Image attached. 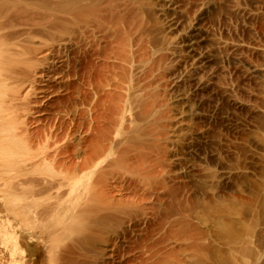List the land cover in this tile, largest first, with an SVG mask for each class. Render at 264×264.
<instances>
[{"label":"rangeland","instance_id":"rangeland-1","mask_svg":"<svg viewBox=\"0 0 264 264\" xmlns=\"http://www.w3.org/2000/svg\"><path fill=\"white\" fill-rule=\"evenodd\" d=\"M0 41L31 53L33 65L16 66V82H6L15 91L24 70L21 83L28 75L35 87L29 113L13 115L29 133L16 124L17 134L31 141L24 174L46 184L20 210L32 223L26 229L6 207V192L26 177L0 180V264H47L41 230L52 216L68 206L86 225V211L105 205L103 184L116 179L127 186L115 200L126 202L111 213L176 208L172 219H180L184 200L183 215L205 235V264H264V0H0ZM31 185L42 188L17 187ZM135 193L149 195L140 207L130 204ZM13 231L15 253L2 241ZM191 254L176 260L192 264Z\"/></svg>","mask_w":264,"mask_h":264},{"label":"bare ground","instance_id":"bare-ground-1","mask_svg":"<svg viewBox=\"0 0 264 264\" xmlns=\"http://www.w3.org/2000/svg\"><path fill=\"white\" fill-rule=\"evenodd\" d=\"M5 45L6 44H4L0 41V180H4V179L9 180L10 179L11 181L12 180L14 181V179L17 180L18 178H21V177L22 178L23 177L28 178V175L30 174V173L28 175H25L27 173L24 174V168L26 166L28 167V165H30L29 161L32 158V155H31L32 150L30 149V143H29L30 140H28V138H30V137L25 136L26 134L25 135L23 134L24 136H20L19 132H18V134L16 132V129L18 127L17 125L21 124L20 127L22 129L20 127L19 128L22 131H24L25 133H28L27 124L24 125V122L19 123L17 118L14 117L13 114L16 111L17 112L16 114L19 115V113H18L19 110L27 111V104H29V102L27 103V96H29V94H30V90L32 88V85H31L30 79H28V78H30V76H28V75H27V80L21 83V79L26 78V75L25 74L23 75V73L25 72L24 70H22L23 72L19 71V72H22L21 73L22 78L19 79V84L15 86V91L11 86V84L14 82L11 83V82H6V81L11 80V79H13L15 81V76L20 75L17 73V71H18L16 69L17 67L20 66L21 68L28 69L27 67H29V66L31 67L33 64L32 63H31L32 65L28 64L29 58L27 56L31 54L29 51L27 53L26 52L22 53V52L16 50L15 49L16 47L13 49L11 46L9 47V46H7V45L5 46ZM28 73L30 74V72H28ZM23 76H25V77H23ZM34 82H35V80L32 81V84H34ZM21 88H22V90H21ZM34 88H32L31 91H33ZM30 112H31V110H30ZM25 113L28 114L29 112L27 111ZM21 116H24V115H21ZM15 118H16V120H15ZM95 132H97V131H95ZM28 135H29V133H28ZM49 137H50V135H49ZM49 137H47V139ZM90 137H92V136H90ZM54 138H55V136H54ZM92 140H94V139H92ZM54 141H55V139H54ZM39 143H36V144H39ZM54 144H53V146L57 145V144L56 145H54ZM39 145H41V144H39ZM33 146H31V147H33ZM39 147H41V146H39ZM104 147H105V145H104ZM54 148H56V147H54ZM58 149H60V148H58ZM103 149L105 150V148H103ZM33 150H34V148H33ZM73 154H75V153H73ZM63 155L66 156L65 158L67 159V161L71 160V152L66 151L65 154H63ZM35 157L36 156H34L33 158H35ZM94 157H95L94 153L88 154V157H86L85 160L83 159L84 161H81V163L79 162L80 163L78 166L79 168L75 167L74 169H69V168L68 169L70 171H72V173H75V172H73V170L74 171H77L78 169H79V171L87 170L89 168V164L92 163ZM44 160H45V156H44ZM56 161H57V159H56ZM51 162H52V160H51ZM70 162L72 163V160ZM63 164H66L65 161ZM101 164L99 165V167L101 166ZM47 166L45 169L46 170L45 173H48L47 172L48 167L51 168V165H49L48 167ZM19 167H23V170L18 169ZM52 167H54V166H52ZM95 169H97V168H95ZM52 170H53V168H52ZM52 172H49V173L52 174ZM64 173H66V172L64 171ZM77 173H79V172L77 171ZM77 173H76V175H77ZM80 175H81V172H80ZM71 176H73V175H71ZM65 177L64 178L62 177V178L65 179ZM26 178H25V180L24 179H20V180L18 179L17 181H15L11 185L10 189L8 191L6 190L7 194L6 193L5 194L9 197V200L11 203L10 206H6V207H10L12 216L14 217L15 227L16 228L24 227L27 229V228H29V225L31 222L27 223L26 220L21 219L20 215L22 213L20 210L29 211V209H28L29 206L28 207L26 206L29 204V201L27 202V199H30V198L33 199L37 195L40 196L44 187L46 186V184L43 187V184L41 185V183H39V181H34V180L29 179V178L28 179H26ZM44 178L46 179V177H44ZM69 179H70V177H69ZM53 180H54V178H53ZM98 181H100V180H98ZM98 181H97V183H98ZM64 182H65V180H64ZM75 182H77V181H75ZM1 183H2V181H1ZM27 183L28 184L29 183L30 184L37 183V184L41 185L42 188L37 189V187H38V185H37L36 189H33V187L36 184L34 186L31 185L32 188H30V187L25 188L26 187L25 186L24 187L25 189H23V190H19V188L17 187V186H23L25 184L27 185ZM60 183H62V182L60 181ZM60 183L58 182V184H60ZM62 184H60L59 186L61 187ZM125 184H126V181L123 179H116L111 184H109V183H107L105 185L103 184V189L101 192L102 198L100 197L101 198L100 199L98 197V199H99L98 201H99V204L104 203L105 205H104V207H102L100 205L101 207H99L98 209L92 208L90 211H86V215L88 217V219H87L88 221H87L86 225L85 224L81 225L82 223L80 224V222H79V220H81V222H82V220L85 221L86 220L85 217L84 218L82 217V219H79L77 222L75 220L77 218H74L75 215L73 216V215L69 214V210L67 208L68 206L67 207L64 206L62 208L60 206L61 211H60V213L57 214L58 217L57 218L55 217V220H54V216H52L53 222L51 224H48L44 230H41L42 231L41 235L44 237V239L46 241V244H44L46 246L44 248H45V253H46V258H47L46 259L47 264H185L183 259L176 260V258H177V256H180V254H182V253H191V252L194 253V255L191 254L189 256V258H191L190 260H192V264H205V255H206L205 251L207 249L206 244H204V242H203V240L205 239L204 238L205 235H204V232L202 230H199L198 227H195L191 223V220L188 219V217L185 218L186 216L183 215V213H186V210H187V206H186V203L184 200L182 202H178L179 206L177 205V207H180V211H182V214L180 215L182 217L180 219H172V216L175 214L174 211L176 208L175 209L173 208L172 210L170 209L168 212L170 214H168L166 212L163 215L155 214L153 211L151 213H149L150 215L148 213H145L144 211L141 214H137L136 211H135V213H126L125 211L124 212H112L111 213L110 211H108L109 207L112 208L118 204L123 205V203L126 202L124 200H117L116 201L115 197H114L116 192H120L121 190L126 188L127 184L126 185ZM128 184H129L128 187H131V186L134 187L135 186V184L130 183V182H128ZM63 186H64V184H63ZM68 186H69V184H68ZM73 188H74V186L70 185V191H73ZM62 189H63V187H62ZM97 189H99V188H97ZM18 190L21 192H19ZM66 190H68V189H66ZM84 192L86 193V191H84ZM172 196H175V195H172ZM148 197H149V195H147L145 193H141V194L137 193L132 198V201L130 200V204L133 203L137 207H140V206H142V204L145 201H147ZM74 199H76V198H74ZM77 199H76V201H77ZM83 199H84V197H83ZM156 200L159 201V199H156ZM62 201H63V199H62ZM30 204H32V203L30 202ZM58 204H60V203H58ZM65 204H66V202H65ZM191 204L193 205V207L196 205L195 202H191ZM86 205H88V204H86ZM167 206H168V204H167ZM75 207H76V205H75ZM96 208H97V206H96ZM169 208H171V207H169ZM31 213H32V211H31ZM41 213L43 215V212H41ZM25 215H26V213H25ZM29 215H30V213H29ZM40 217H42V216L40 215ZM39 218H37V219H39ZM28 221H29V219H28ZM74 221H76L78 223V224L76 223V225H78V227L76 226V228L73 227L75 224ZM36 222H37V220H36ZM39 222H41V221H39ZM7 223H9V222H7ZM42 224L44 225L45 222ZM176 227H177V229H176ZM162 230L164 231V234H162L163 236L161 238L155 239L154 237H155L156 233L160 232ZM13 233H14V231H13ZM56 233H58L60 236ZM190 233H192V235ZM68 234H75V235L73 237H70L69 240L67 239L68 241L65 240L64 242H62L63 237L65 238V235L67 236ZM17 238L18 237H16L15 233L14 234H4L2 236V241L10 245V249L13 253H15V251L17 249ZM190 238L191 239L193 238L194 242L189 243ZM60 240H62L61 246L57 244L60 242ZM170 243L171 244L172 243L177 244L179 246V247L177 246L178 249L175 250L174 248L168 247V245ZM53 251H54V254H53Z\"/></svg>","mask_w":264,"mask_h":264}]
</instances>
